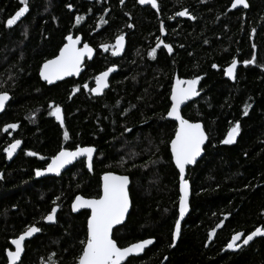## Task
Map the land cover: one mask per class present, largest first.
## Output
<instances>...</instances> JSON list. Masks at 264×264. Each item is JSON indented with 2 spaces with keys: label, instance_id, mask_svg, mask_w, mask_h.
Instances as JSON below:
<instances>
[{
  "label": "trees",
  "instance_id": "1",
  "mask_svg": "<svg viewBox=\"0 0 264 264\" xmlns=\"http://www.w3.org/2000/svg\"><path fill=\"white\" fill-rule=\"evenodd\" d=\"M157 1L158 10L140 7L138 0H28L29 11L8 27L22 5L0 0V92L12 97L0 116V264H7L11 241L30 225L41 234L27 243L21 264H77L90 214L74 215L71 204L77 195L99 198L106 172L131 179L132 209L114 231L118 245L155 239L126 264H264V237L226 251L235 233L264 228V0H247L249 10H233V0ZM185 9L189 16H176ZM77 16L83 17L79 24ZM69 35H82L96 58L79 80L48 86L41 66ZM120 35L127 47L116 58L111 46ZM158 39L173 51L161 45L150 56ZM253 55L256 62L245 66ZM233 59L238 70L230 81L225 69ZM112 66L119 71L109 90L93 97L84 85L93 88L95 77ZM197 76L201 96L183 116L203 123L209 140L188 171L190 208L173 248L180 193L170 142L177 124L167 112L176 79ZM54 105L61 107L63 127L51 115ZM237 121L240 134L224 144ZM13 123L18 127L5 132ZM15 139L22 141L20 152L8 163L4 149ZM86 146L96 149L93 172L80 161L59 178L35 179L36 169H45L61 148ZM56 205L57 221L47 225L43 217Z\"/></svg>",
  "mask_w": 264,
  "mask_h": 264
},
{
  "label": "snow or ice",
  "instance_id": "2",
  "mask_svg": "<svg viewBox=\"0 0 264 264\" xmlns=\"http://www.w3.org/2000/svg\"><path fill=\"white\" fill-rule=\"evenodd\" d=\"M123 3V0H121ZM21 7L6 21V25L11 27L15 25L28 11V0H20ZM141 4H150L153 8H157V0H139ZM238 5L243 7H249L247 0H233L231 7L237 8ZM72 8V5H68ZM190 13L187 9L176 13V16L184 17L189 16ZM83 17L77 16L76 23L79 24ZM195 19V17H192ZM106 23V21H103ZM165 31L163 23H161L160 32ZM255 30H253V33ZM68 43L59 50V55L55 58L46 60L40 69V77L47 81L49 84L56 80H61L65 76H71L74 73L78 74L81 69V63L85 56L91 58L93 49L85 43L82 48H78L80 44V37L75 39L69 35L67 36ZM124 36L120 35L116 38L113 48V55L119 54L123 49ZM163 45L167 49L168 53L173 51L170 44H165L163 40H159L156 47L149 52V55L155 57L156 49ZM105 51L109 49V45L102 46ZM256 47L255 44L252 45ZM256 62L255 55L249 60H244L243 64L248 66ZM238 61L233 59L231 64L225 69V74L232 78H236V69ZM214 68L218 67L213 65ZM114 71L113 68H108L106 71L100 73L95 77V87L88 88L85 84L84 88L95 94H100L108 87V76ZM200 77H195L190 80H182L177 78L175 85L171 91V107L167 112V116L174 118L178 121V127L175 131V137L171 140V157L175 163V167L179 170V218L175 221L174 232L172 236L173 243L171 246H175V241L181 235V220H183L185 213L189 208V182L185 177L186 166L195 164L197 158L201 156L203 151L202 145L204 144L207 136L200 123H192L185 119L180 112V106L185 101L198 96L200 93L197 91V85L200 81ZM79 89H77L78 91ZM10 97L7 92H0V110L5 108L6 102ZM249 105L244 107V115L248 114ZM62 110L59 105H54L51 115L55 116L60 121L63 127L64 120L62 116ZM17 124H9L5 127L4 131L8 132L9 129H16ZM241 126L237 121L233 127L227 133V137L222 141L224 144H232L236 141L237 136L240 134ZM68 132H64V138L68 139ZM22 141L15 139L10 143L4 151L7 153L9 159L18 148H20ZM96 152L94 147H76V149L68 150L67 148H61L58 154L51 157V162L47 164V167L43 170L36 169L35 175L40 177L45 173L60 174L61 169L66 165L72 164L80 157H86V167L89 171L93 170V154ZM29 156H37L38 153L29 151L26 153ZM43 159V157H41ZM2 178V176H0ZM103 193L99 198L86 199L81 195H77L72 203V210L74 212L80 209H90V216L87 218V234L86 238L81 241L82 250L81 254L76 258L77 264H126L129 258L134 255H139L144 249L153 244V239H144L136 243H132L129 246H118V242L114 239V227L122 225L125 221L126 215L129 212L130 199H129V177L126 175H115L112 172H106L103 175ZM59 199V197H57ZM55 204V201L53 202ZM59 205L51 208L50 212L43 217L48 222L56 221V214ZM220 225H218L219 227ZM41 229L35 225L27 227L22 234L11 241L12 245H15V251H8L9 264H16L20 260L21 253L24 251V242L26 238L32 237L35 233L40 232ZM215 235V230L209 234V240ZM241 237H244L242 244ZM255 237H264V228L257 227L254 231H251L245 236L242 232L235 233L230 242L227 243V249H238L242 245H248Z\"/></svg>",
  "mask_w": 264,
  "mask_h": 264
},
{
  "label": "water",
  "instance_id": "3",
  "mask_svg": "<svg viewBox=\"0 0 264 264\" xmlns=\"http://www.w3.org/2000/svg\"><path fill=\"white\" fill-rule=\"evenodd\" d=\"M157 3H158V1H157ZM247 3H248V1H247ZM138 4H139L140 7H143V8H145V7H151V8H153L150 4H141V3H139V0H138ZM158 5H159V4H158ZM249 8H250V7L245 8V7H243V5H238L237 8H235V9H233V10H240V9L249 10ZM153 9H156V8H153ZM178 17H180V16H178ZM191 19H192V17H191ZM71 36H72L74 39H75L76 37H80V41H81V42H80V44L77 45L78 48H82L83 45L86 43V42H84V39H83V36H82V35H78V36H76V37H75L74 35H71ZM66 43H68L67 39H66L65 44H66ZM87 44H88V43H87ZM88 45H89V44H88ZM63 46H64V45H63ZM89 46L93 49L92 57H91V58H89V57H87V56L84 57V59H83V61H82V63H81V69H80V72H79L78 74L74 73V74L71 75V76H65L63 79H61V80H56V81H54V82L51 83V84H49L47 81L43 80V79L40 77V78H41V81H42L44 84L48 85V86H54V85H57V84H59V83L65 82V81H67V80H72V79H74V80H79V79L81 78V76L84 74V72L86 71V64H87V63H92V62L95 60V58H96V54H97L96 50H95L91 45H89ZM126 47H127V44H126V38L124 37L123 49L119 52V54L114 55V56H115L116 58H121L122 56H124V54H125V52H126ZM58 55H59V53H58ZM43 64H44V63H43ZM42 66H43V65H42ZM42 66H41V67H42ZM110 68H113L114 71H112V72L109 74V76H108V87H106V88L103 90V92L100 93V94H95V93H92V92H91V94H92L93 97H96V98H97V97H102V96L104 95V93H105L106 91L109 90V88H110V81H111L112 77H113L115 74H117L118 71H119V67H118V66H112V67H110ZM237 70H238V65H237V69H236V75H237ZM105 71H106V70H105ZM225 76H226V78H227L228 80H230V81L235 80V79H232V78L228 77L226 74H225ZM94 87H95V84H94ZM94 87H93V88H94ZM197 91L200 93L198 96H195V97L191 98L190 100L185 101V103L182 104V105L180 106V112H181V115H182V116H183V110H184V109H185V108H186L191 102L197 100V99L201 96V91H200L199 83H198V85H197ZM8 95H9L10 99H9V101L6 102L5 108H4L3 110H0V116L3 115V114L5 113V111L7 110L8 106H9V104H10V102H11L12 97H11L10 94H8ZM170 99H171V98H170ZM61 114H62V116H63V113H61ZM183 117H184V116H183ZM167 118H168V120H170V121L176 123V124H177V127H178V124H179L178 121H176V120H174V118H171V117H168V116H167ZM63 120H64V116H63ZM58 122L60 123V121H58ZM190 122H191V121H190ZM192 123H200V124L203 126V129H204V131H205V134H206V136H207V139L205 140L204 144L202 145V149H203V151H202V153H201V156L197 158V162H196L195 164H192V165H188V166H186V172H185V177H186V179H187V177H188V171H189V169L194 168V167L200 162V160L203 158L204 153H205V147L207 146V144H208V140H209V138H208V134H207V132H206V130H205V127H204L203 123H201V122H192ZM86 147H90V146H86ZM68 150H70V149H68ZM74 150H75V149H74ZM74 150H73V151H74ZM170 150H171V144H170ZM19 152H20V148H18V149L16 150V152L13 154V156H12L11 159H9L8 156H7V154H6L8 163H11V162H12V161L18 156ZM95 156H96V152L93 154V169H94V160H95ZM80 161H85V164H86V157H80V158H78L76 161H74L72 164L66 165L65 168L61 169L59 175H57V174H55V173H45L44 175H42V176H40V177H37V176L35 175V179H37V180H41V179H45V178H59V177L62 176L63 173H65L68 169H70L72 166H74L75 164H77V163L80 162ZM50 162H51V160H50ZM50 162H49V163H50ZM173 163H174V161H173ZM174 165H175V163H174ZM86 168H87V167H86ZM176 169H177V168H176ZM42 170H43V169H42ZM87 170H88V168H87ZM88 171H89V170H88ZM177 171L179 172L178 169H177ZM89 172L91 173V172H93V170H92V171H89ZM113 174H115V173H113ZM103 175H104V174H103ZM103 175H102V177H101V195H102V193H103V187H102V186H103V179H102V178H103ZM115 175H119V174H115ZM128 177H129V176H128ZM187 180H188V179H187ZM188 182H189V181H188ZM130 188H131V179H130V177H129V199H130L129 212H128V214L126 215V218H125V221L123 222V224H122V225L115 226L113 231H115L116 229H118V228L122 227L123 225H125L126 222H127V220H128V217H129V215H130V213H131V209H132V200H131V196H130ZM81 196H82V195H81ZM191 196H192V190H191V185H190V182H189V208H190V200H191ZM86 199H92V198H86ZM73 202H74V201H73ZM73 202H72V203H73ZM71 206H72V204H71ZM189 208H188V211L185 213V216H184L183 220H181V228H182V224L184 223V221L186 220V218H187V216H188ZM71 210H72V207H71ZM83 211H87V212H89V214H91V213H90V209H80V210H78V211H76V212H74V211L72 210V213H73L74 215H78L79 213H81V212H83ZM58 212H59V208H58V211H57V214H56V221H57V215H58ZM56 221H55V222H48V221L45 220V223H46L47 225H54V224L56 223ZM40 234H41V231L38 232V233H35L32 237H29V238H26V239H25V242H24V251L21 253L20 260L17 261L16 264H21V262H22V260H23V257H24V255H25V251H26V245H27V243L30 242L31 240H33L36 236H38V235H40ZM179 238H180V237H179ZM179 238H177V240L175 241V246H176V244L178 243ZM243 238H244V237H241V241H238V243H241V244H242V240H243ZM258 238H260V237H255L252 241L249 242L248 245H242L240 248L235 249V250H233V249H227V248H226V251H228V252H238V251L241 250L243 247H245V246H249L250 244H252V243H253L256 239H258ZM153 241H154L153 244L148 245V246L144 249V251H143L142 253H140L139 255H134V256H132V257H130V258H139V257H142V256L145 254V252H146L148 249H150V248L154 245V243H155V239H153ZM118 246H119V245H118ZM175 246H173V248H174ZM11 247H12V249L9 250V251H15V245H12V244H11ZM7 253H8V252H7ZM130 258H129V259H130ZM128 261H129V260H128ZM126 263H127V262H126ZM7 264H9L8 256H7Z\"/></svg>",
  "mask_w": 264,
  "mask_h": 264
},
{
  "label": "rangeland",
  "instance_id": "4",
  "mask_svg": "<svg viewBox=\"0 0 264 264\" xmlns=\"http://www.w3.org/2000/svg\"><path fill=\"white\" fill-rule=\"evenodd\" d=\"M112 52H113V49H112Z\"/></svg>",
  "mask_w": 264,
  "mask_h": 264
},
{
  "label": "bare ground",
  "instance_id": "5",
  "mask_svg": "<svg viewBox=\"0 0 264 264\" xmlns=\"http://www.w3.org/2000/svg\"><path fill=\"white\" fill-rule=\"evenodd\" d=\"M171 100V99H170ZM102 177V176H101Z\"/></svg>",
  "mask_w": 264,
  "mask_h": 264
}]
</instances>
